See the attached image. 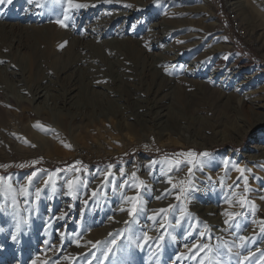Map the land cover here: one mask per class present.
<instances>
[{
	"label": "rangeland",
	"instance_id": "rangeland-1",
	"mask_svg": "<svg viewBox=\"0 0 264 264\" xmlns=\"http://www.w3.org/2000/svg\"><path fill=\"white\" fill-rule=\"evenodd\" d=\"M92 1L98 0L84 3L89 6ZM115 1L99 0L88 8L70 7L68 0H12L11 4H0V44L4 46L0 52L15 63L12 68L22 72L20 81L31 91L23 92L21 86H15L13 94L31 95L42 90L40 85L50 94L49 108L42 110V99L33 106L10 108L23 113L27 122L42 120L40 128L45 132L51 127L43 126L46 121L42 114L61 129L64 122L70 125L78 116L90 117L81 127L69 128L63 138L56 140L57 154L64 155V159L42 152L0 159V264H239L243 259L248 260L243 264H264V233L255 238L251 250L248 247L252 239H242L246 231L255 230L262 222H255L252 211L256 210V203L264 202V159L259 157L264 155V137H259L264 135V107L244 102V93L246 87L253 90L263 86L264 78L253 76L254 84L241 86L232 79L226 81L227 87L222 90L224 100L229 102L226 108L217 105L211 90L203 94L196 91L194 95L189 90L184 95L179 87L180 81L200 72L204 73L199 76L201 80L220 83L212 78L210 68L199 67V60L210 51L219 50L225 56L229 49V57L251 61L252 67L247 70L264 67V0H136V5L130 0ZM60 20L68 26L64 27L62 38L50 44L54 55L48 58L42 53V46L46 47L42 33ZM127 39L133 46L143 44L145 55L153 62L170 57L164 71L165 80L173 87L166 102L174 108L173 117L183 127L181 133L177 129L169 131L166 126L159 131L157 114L161 109L157 105L151 111L144 109L147 94L143 89L149 85L137 82L139 70V75L129 78L136 82L125 87V70L111 55L119 52V60H133L135 51ZM109 47L114 50L108 55ZM69 50H73L72 56ZM75 61L78 65L65 73L62 65L69 68ZM1 62L2 70L7 62ZM0 75H4L3 71ZM121 81L126 84L120 85ZM75 82L77 90L72 89ZM127 87L131 88L128 92ZM132 89L137 94L128 100L125 93ZM111 97L119 106L118 114L122 112L120 117L100 112L99 108ZM131 98L138 101L133 103ZM191 98L197 104L193 110L188 108ZM131 110L134 117L145 114V129L139 130L138 125L137 130L130 132L127 121L133 122ZM2 119L3 123L8 122L6 117ZM48 134L42 132L44 136ZM183 135L185 141L180 140ZM171 139L188 145H168ZM148 161L157 165L151 172V181L164 187L163 181L169 183L171 179L169 195L160 190L149 195L152 188L146 182L150 181L137 173L125 179L129 166L136 165L138 171H143ZM98 168L108 169L102 171L110 173L108 181L125 180L124 186L115 183L112 187V182L104 180V173L100 180H94L102 183L93 191L96 194L89 196L85 184L93 187L94 181L87 179ZM222 180L235 191L247 212L228 221L221 233L201 235L217 216L202 214L199 208H219L217 205L226 201L227 195L220 194ZM23 183L27 194H21L17 187ZM104 185L108 188L103 195ZM40 186L42 193L35 202V188ZM131 196L138 198L140 211L135 216L128 215L132 202L125 197ZM159 196L160 207L155 208L159 214L151 222L147 204ZM172 196L181 199L173 203ZM163 199L171 201L169 205L173 207L165 205ZM160 209L168 211L160 214ZM117 215L122 217L116 218ZM161 217L162 225L158 226ZM222 217L220 214L218 222ZM102 230L107 231L104 237ZM145 233L151 239L145 241ZM163 233V239L158 241L159 237H155ZM229 243L234 249L226 247ZM256 244L262 247L257 250ZM204 245L209 247L204 249ZM224 248L229 260L225 257L220 262ZM255 249L257 252L249 255Z\"/></svg>",
	"mask_w": 264,
	"mask_h": 264
},
{
	"label": "bare ground",
	"instance_id": "bare-ground-1",
	"mask_svg": "<svg viewBox=\"0 0 264 264\" xmlns=\"http://www.w3.org/2000/svg\"><path fill=\"white\" fill-rule=\"evenodd\" d=\"M98 1H92V3H89V6L96 4V2H98ZM101 1H103V0H101ZM130 1H132L135 5L137 4L136 0H130ZM84 2H87V0H74V3H77V4L84 3ZM115 2H122V0H116ZM89 6H87L86 8H88ZM55 9H56V7H55ZM133 9L136 10L137 8L135 7ZM197 10H199V9H197ZM63 31H64V27H62L58 23H56L53 26L51 25V26L46 27V31H43V33H42V35H43V41L42 42L46 46V47L42 46L43 56L51 58L54 55L52 53V49L50 48V44L54 43L55 39H61L62 35H63ZM17 40L20 41L19 39H17ZM126 41L130 44L131 48H134L135 57L133 60H131L128 63H126V61H124V60H119L118 57H119V55H121L119 52L111 55V57H113V56L116 57V61H118V63L120 64L121 69L125 70L126 74H124V75H127V77H128V84L125 83L126 84L125 85L124 82L121 81L120 85L124 84L125 87L129 86V85H133V83L136 81L130 80L129 78L134 77L136 74L139 75V73H140V77L137 79V82H142V83H144L145 86L149 85V86H147V89L146 88L143 89V91L147 94L146 103L143 105L144 109L149 110V111L154 110V104L157 105L159 107V109H161L160 111H158V114H157L158 115V126L160 128L159 131L164 129L163 126H166V128H169V131L171 129L174 131L177 129L178 133L179 132L181 133L183 127L181 124L178 123V120L174 119V117H173L174 108L167 106V102H166L167 101L166 97L169 94V90L172 89V87H173L169 81L165 80V79H167L165 76L167 74V72L164 71V70H166L165 68L167 66H169L170 57L166 56L165 58H157L153 62L148 58L147 54L145 55V50H144L145 46L143 44L141 46H139V45L133 46V43L131 41H129V39H127ZM120 44L123 45V42H121ZM107 46H109V45H107ZM148 46L149 45H147V47ZM2 47L4 49V46H2L0 44V48H2ZM70 48L73 49V45ZM97 48H99V46H97ZM109 48H110V51L107 52L108 55H109V53L112 52L111 50H114L112 47H109ZM69 51H70V55L72 56L73 50H69ZM229 51H230L229 49L225 50V52L227 53V55H225V56H224L222 51H219V50L210 51V52L204 54V56L199 60V62L201 63V66H199V67L201 69H205V70L210 68L212 78H217L220 81L219 84H216V82L213 81L214 79L201 80L203 78L200 79L199 76H202L204 73L201 74V72H200V73H197L198 74L197 76L194 75L191 78L187 77V79H184L180 82L178 81L179 87H180V93L182 92L184 95H186L187 92H189V90H191L192 91L191 94L194 95L196 93V91L201 92L203 94L207 90H211V93L214 95L215 99H217V101H218L217 105L219 107L222 106V107L226 108V107H228L229 102L227 100H224V99H226V96H222V94H224L222 92L223 88L227 87L226 81L228 83V81L230 79H232V81L235 83L236 86H241L242 84L243 85L247 84V82L250 84H254L256 81L255 80L256 78H262V77L264 78V67H258L255 71L247 70L248 68L252 67L251 61L243 59L241 57L231 58V57H229V54H228V53H230ZM3 60L7 62V61H9V58L3 52H0V67L2 65L1 61H3ZM111 62H112V60H111ZM78 63L79 62H77V61L73 62L69 66V68L67 66H65V64H63L62 69L66 73V72H68V70H71L76 65H78ZM12 65H15V63L12 61H9V62L3 64L4 69H2V70L0 69V71H3V73H4V75H0V159L1 160H9L12 158H16L19 155L33 154V153H38V152L46 153L47 155H51V156L54 155L55 157L58 155L57 157H59L60 159H64V155L57 154V147H55L56 140L63 138L66 135L69 128H74L76 126L81 127L83 125V121L85 119L89 120L90 117L87 116L84 118V117L78 116V118H75L74 119L75 121L73 123H71L70 125H68L67 122H64L62 124V129H61L59 126H56V125L48 122V120H49L48 116L42 114V118L44 119V122L45 121L47 122V123L45 122V124L43 126L44 127H49V126L51 127L49 129V131H47V132H45L42 128H40V126H42V120L37 119L36 121H28L27 122L26 116L23 113H21L18 109H14V108H10V107L11 106L25 105V104H29V105L33 106V104H35L36 102H39L42 99V102L43 101L45 102L44 105L42 106V110H43V108H49V102H47V99H48V97H50V94H48L47 91H44V89H45L44 85H40V86H42V90L40 92H38L36 90L35 92H32L31 95L24 94L22 96L16 97L12 91V89L15 88V86H21V88H22L21 90L23 92H24V89L26 90L27 88L25 86H23L24 81H20L21 79H23L22 78V72H20V73L17 72L14 68H12ZM124 65H126V66H124ZM15 68H17V67H15ZM138 70H139V73L137 72ZM145 71L146 72L149 71V73L147 72V74H145ZM89 73H91V72H89ZM243 73H246V74L242 76ZM248 74H250V75H248ZM253 76H256V78H252ZM146 81H148V83ZM213 86H215V87H213ZM72 87H73L72 89L77 90V88H78L77 82H75V84H73ZM130 89H128V87H127L125 89V91L128 92L127 90H130ZM245 90H246V92L244 93V95L246 96V99L244 100V102H248V101L255 102L254 104H256L258 107H264V85L263 86L259 85L256 89H253V90L251 89V87L250 88L246 87ZM27 91H29V89H27ZM29 92L31 93V91H29ZM68 92H69V90L67 91V94H68ZM135 94H137V92H135V89H132V92L131 93H125L124 97L126 99L130 100V97L132 95H135ZM176 95H179V93ZM219 95H221V96H219ZM66 98H68V97H66ZM53 100H54V98H53ZM63 100H65V99H63ZM131 100L133 103L138 101V100H134V98H131ZM217 101H215V102L217 103ZM102 103H103V101H102ZM196 105L197 104L195 103L194 99H192V98L189 99L188 108L190 110L195 109ZM34 108H36V107H34ZM99 109H100L101 113L111 114L114 117L115 116L120 117L122 114V112L118 114V112L120 110L119 106L115 103V100L112 97L109 98L108 100H106L103 103V105L101 106V108H99ZM139 114H138L139 117H134V116H136V114L133 113L132 110H131V113L129 114V116H131V119L133 118V122H131V124H130V122L127 121V127L129 128L130 132H132V133H133V131L137 130L136 126H138V125H139V130H141V128H143V129L146 128L145 114H142V115L141 114L139 115ZM2 117H6L8 119V122L3 123L4 121H3ZM123 120L126 122V119H123ZM178 125H180V126H178ZM133 126H135V129H133ZM42 132L49 133V134H48V136H44V135H42ZM141 132L142 131H140L138 133H141ZM184 132H189V131H188V129H185ZM194 134H195V132H194ZM259 137H264V135L260 134ZM185 139L186 138L184 137V135L180 137V140L185 141ZM167 144L168 145L176 144V145H182V146L188 145V143L187 144L181 143V141H179V139L178 140L177 139L176 140L171 139L170 141H167ZM25 145H27L29 147V148L27 147L28 148L27 150L24 147ZM33 145H34V147H33ZM183 147H185V146H183ZM12 148L16 149V151L13 152ZM99 148H100V146H99ZM259 157L264 159V155H262V154L259 155ZM146 166H148V167L146 168ZM156 166L157 165L155 164V162H149V161L145 162L144 163L145 168H142L144 172L138 171V168L136 165H132L131 167L129 166V168L127 169V175H126L125 179L126 178L129 179L130 176H132V173H137V175H139L140 178L142 177V179L150 181V182H146V184L152 188L149 195H151V193H156L154 190H156L157 192L160 190V191L167 193L169 195L170 192L165 191L167 188H169V189L171 188V185L169 183L163 181L164 187H161L160 186L161 184L156 182L157 183V187H156L155 180L151 181L152 180V176H151L152 173L151 172L153 171L154 167H156ZM105 170H108V169L98 168V170L92 175V178L88 177L89 179H87V180H93V181L94 180H100L101 176L104 175V173H105L102 171H105ZM106 174H108V173H105V175ZM205 180L207 182H210V180H208L206 178H205ZM124 181L125 180H110V181L107 180V183L112 182L111 184L109 183L112 187L114 186L115 183H117V184L121 183V185L124 186ZM127 181L129 182L130 180H126V182ZM218 183L219 182H217V184ZM100 184H102V183H99L98 181H94L93 187H89L85 184V187H87V190H88L87 194L89 196L93 195V191L96 190L97 188H99ZM154 184H155V186L153 188L152 186ZM200 184H201V181H200ZM25 185L26 184L23 183V184L17 185V187L21 191L22 188L23 189L25 188ZM105 185H104L103 189L101 190L103 195L106 192V190H104V189L108 188ZM169 185H170V187H169ZM219 185H221V187H223L220 191V194H226L227 195L226 201L223 204L217 205V206H219V208H208L205 206L199 208V206H197L196 211H198V208H199V211H202V214L209 212V213H214V215L217 216L216 218L213 219L214 223H212L211 225L205 226V231H202L203 233H207V234L212 233V232L221 233V231L225 230V227H226L225 225L227 224V223H225L226 220L231 221V220L239 217V213L242 214V216H245V214L247 212V210L243 209V207H242L243 202L238 201L239 197L235 193V191H233L232 188L229 189L228 186H225V183L223 182V180L220 181ZM112 187H110L109 190H111ZM174 188L176 189V187H174ZM35 189H36V192L34 195L35 196L34 201L37 202L38 201L37 189H40V192H39V194H40V193H42V187L41 186L36 187ZM183 189L184 188L182 187L180 191H182ZM16 190H17V188H16ZM107 193L109 194L110 192L107 191ZM186 195H189L188 190H186ZM141 196L145 197V198L147 197L144 194H142ZM173 196H172V199H173V203H174L177 198L173 197ZM159 197H162V196H159ZM167 198H169V197H167ZM157 200H158V198H156V199L154 198V202L152 203V201L150 199V201L147 204L150 206V207L149 206L148 207H149L150 214H152L151 217H153V216L155 217L156 215L159 214L158 212L155 211V208L160 207L159 206L160 203H157ZM159 200H160V198H159ZM169 200H171V199H169ZM170 202L171 201H168V199H165L163 201V203L165 205H167V204L169 205ZM49 203H51V202H49ZM255 207H256L255 208L256 210L252 211V213H253L252 218L253 219L256 218L255 222H259V223H260V221H262V222L260 224H258V226L255 230H253V231L248 230L245 232V235L243 238L246 237V239H250V240H246V239H243V240L246 242L247 241L250 242L252 239L251 246L248 247V248H250V250L252 249V245L254 244L255 238H257L261 233H264V231L261 230L262 227H264V202L256 203ZM216 210H218V212H216ZM232 213H235L238 215H236L234 218H229V214H232ZM220 214L224 215V217H222L223 219L221 218L220 222H218ZM118 216L122 217V215H117L115 217L117 218ZM152 221H154V220L151 219V222ZM162 221H163V217H161L160 223L158 226L162 225ZM252 222H253V220H252ZM118 225H119L118 226V228H119L120 222H118ZM174 225L178 226V223H176ZM97 233H99V232H97ZM104 234H107V231H105V232L103 231L101 237H104L103 236ZM90 235H93V233L91 232ZM152 235H155V233ZM108 236H107V238H108ZM162 236H164V233L161 234V236H159V235L156 236L155 238L159 237L158 241H160L161 240L160 237H162ZM88 237H89V235H88ZM105 237H106V235H105ZM199 237H200V235H199ZM256 246H257V244H256ZM226 247L227 248L229 247L230 249H232V248L234 249V246L232 243L227 244ZM257 247L258 248H256V249L258 250L259 247H262V246L260 245ZM227 248H224V250H225V251L223 250L224 254H222V255L220 254L221 255L219 258V260L221 259L220 262H224L225 257H227L229 260V253L227 252ZM256 249L250 251L249 255H252L255 252H257ZM235 253H236V255H238L237 251ZM222 258H224V259H222ZM222 260H224V261H222ZM244 262H248V260L244 261V259H243L240 261L239 264H243ZM227 263H228V261L224 262V264H227Z\"/></svg>",
	"mask_w": 264,
	"mask_h": 264
},
{
	"label": "snow or ice",
	"instance_id": "snow-or-ice-1",
	"mask_svg": "<svg viewBox=\"0 0 264 264\" xmlns=\"http://www.w3.org/2000/svg\"><path fill=\"white\" fill-rule=\"evenodd\" d=\"M5 2H7L8 4H11L12 3V0H0V4H3ZM68 3L70 5V7H73V8H83V7H87L86 4H76V3H74V0H68ZM65 19H67V17H65ZM57 23H59L62 27H67L68 26L66 23H64L63 20L57 21ZM63 46L64 45H61V47H63ZM33 147H34V145H33ZM202 155L207 156L208 153H203ZM32 163L33 164H36V163H38V161H32ZM77 163H79V161ZM177 163H179V162H177ZM20 166L23 167V165H20ZM2 167H7V165H3ZM189 171L191 172V169H189ZM241 172H243V170H241ZM32 175L35 176L36 173H33ZM109 175H110V173H108V174L105 175V180L106 181H107ZM132 175H133V177H135V173H132ZM0 179H2V178H0ZM28 179H29V182H31L32 176H30ZM47 183H48V181H45V184H47ZM169 183H171V179H169ZM70 185H71V182H70ZM122 187H123V185H122ZM173 187H175V185H173ZM165 191H167V189ZM39 192H40V189H37V198H39ZM21 194H27L26 193V189H23L22 188L21 189ZM69 194H71V192ZM95 194L96 193L93 192V195H95ZM157 198L159 199L160 197H157ZM125 199L132 202V207L130 209H128V215L129 216H135V215H137L139 213V211H140V209L137 207V199H138L137 196L125 197ZM177 199H180V197L177 196ZM85 203H87V201H85ZM172 207H173L172 205H169V208H172ZM121 211H124V209H121ZM167 211H168L167 209H160L159 210L160 213H166ZM236 215H238V214H235V213L229 214V218H234ZM61 218H63V217H61ZM154 218H155L154 216L153 217H149V219H154ZM225 223H228V221L226 220ZM261 230L264 231V227H262ZM61 235H63V234H61ZM201 235H204V233H201ZM13 239H15V237H13ZM149 239H151V237H149L147 235V233H145L144 234V240L147 241ZM160 239H163V237H160ZM242 239H246V237L245 238H242ZM75 243H77V245H79L80 241L79 240H76ZM88 243L89 244H92L91 241H88ZM99 243H100L99 241L96 242V244H99ZM114 243H115V241H113V244ZM95 246L96 245L93 244V247H95ZM193 247L195 248V247H197V245H193ZM208 247H209L208 245H204L203 246L204 249H207ZM201 250H203V249H201ZM109 251H111V249H109ZM245 259H247V257ZM88 264H91V261H88ZM201 264H203V262H201Z\"/></svg>",
	"mask_w": 264,
	"mask_h": 264
}]
</instances>
